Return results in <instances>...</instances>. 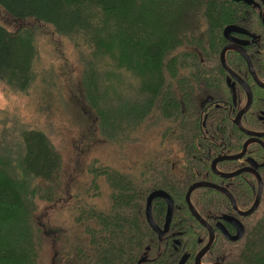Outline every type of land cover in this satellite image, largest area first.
<instances>
[{
  "label": "trees",
  "instance_id": "obj_1",
  "mask_svg": "<svg viewBox=\"0 0 264 264\" xmlns=\"http://www.w3.org/2000/svg\"><path fill=\"white\" fill-rule=\"evenodd\" d=\"M244 8L262 9L232 0H0L3 91L26 95L40 86L71 109L74 133L66 173L50 125L0 108V264H61L62 258L63 264H125L137 251L141 264L151 257V239L120 238L126 219L120 209L135 225L144 196L164 185L174 207L167 239L154 245L155 264H192L207 234L184 203L187 186L211 181L230 192L238 209L250 206L252 174L222 179L209 169L220 153L239 152L247 137L231 122L244 93L237 97L228 87L218 59L224 27L235 20L240 28ZM246 25L247 53L264 82V21L250 11ZM228 53L226 63L245 71ZM249 83L252 102L240 123L262 131L264 88ZM103 146L115 151L116 163L100 160L95 152L103 154ZM240 163H250L263 183L249 216L235 214L217 190L189 195L210 225L219 222L231 233L236 219L242 227L234 243L217 233L204 264H264V150L251 143L240 160L215 167L227 173Z\"/></svg>",
  "mask_w": 264,
  "mask_h": 264
},
{
  "label": "flooded vegetation",
  "instance_id": "obj_2",
  "mask_svg": "<svg viewBox=\"0 0 264 264\" xmlns=\"http://www.w3.org/2000/svg\"><path fill=\"white\" fill-rule=\"evenodd\" d=\"M233 2H243V1H241V0H239V1H234V0H232ZM243 3H245V2H243ZM252 3H255L256 5H261V7H262V9H263V11H262V9H260V8H254V9H251V8H244V9H242L241 11H243V13H241L238 17L241 19V17H242V19H243V24H242V26L240 27V28H237V26H236V24H233L234 22H235V20H234V22H232L231 24H229V25H227L226 27H224V29L226 28V34H224V31H223V35H224V39H225V42H224V44H223V46H225V45H229L230 47L227 49V50H225V52L226 51H231V53H228V56L229 57H232V58H234L235 59V63L237 64V65H239V61L241 60L242 61V63H243V65H244V67H245V71H239L240 70V65H239V68L237 69V70H235V69H233L232 67H230L227 63H226V61H225V59H224V62H225V65L227 66V68L230 70V71H232L235 75H237L239 78H241L246 84H247V86L249 87V90H250V92H251V88H250V83H249V79H251L252 80V82L254 83V85L255 86H257V87H260V88H264V87H261V86H258L255 82H254V80H253V78H252V76H251V74L249 73V71H248V68H247V65H246V63H245V61H244V58L240 55V53H239V49H242L244 52H245V54L247 55V57H248V59H249V61H250V58H249V55H248V53H247V48L249 47V45L251 44V40H250V36H249V33H248V31H247V25H246V22H247V19H248V17H249V14H250V11H254V12H257L258 14H259V16H260V18H261V20L262 21H264V6L262 5V3L259 1V0H249V3H246V5H250V4H252ZM223 29V30H224ZM222 46V47H223ZM221 47V48H222ZM225 52H224V54H225ZM223 58H224V55H223ZM218 59H219V55H218ZM263 59H264V51H263ZM250 63H251V61H250ZM219 64H220V66L222 67V69L225 71V73H226V77H225V79H226V83H227V85H228V87H231L232 88V92L234 93V94H236V96L238 97V95H239V92L240 91H242L243 93H244V96H245V103H246V95H245V92H244V90L242 89V87L239 85V83L234 79V77L233 76H231L224 68H223V66L221 65V63H220V61H219ZM251 66H252V64H251ZM252 68H253V66H252ZM253 71H254V69H253ZM254 74H255V71H254ZM255 76H256V74H255ZM256 78H257V76H256ZM257 80H258V78H257ZM259 81V80H258ZM259 83H261V84H264V82H261V81H259ZM251 96H252V92H251ZM224 102H226V101H224ZM251 102H252V99H251ZM245 103H244V105H245ZM244 105L240 108V109H242L243 107H244ZM250 105H251V103H250ZM229 108V110L231 109V107L230 106H228ZM249 108H250V106H249ZM248 108V109H249ZM239 109V110H240ZM247 109V110H248ZM238 110V111H239ZM246 110V111H247ZM237 111V112H238ZM245 111V112H246ZM236 112V113H237ZM244 112V113H245ZM235 113V114H236ZM243 113V114H244ZM235 114H234V116H235ZM242 114V115H243ZM242 115H241V117H242ZM234 116L231 118V122L233 123V118H234ZM241 117H240V119H241ZM234 124V123H233ZM235 125V124H234ZM240 125H241V123H240ZM236 126V125H235ZM237 127V126H236ZM242 127V126H241ZM238 128V127H237ZM243 128V127H242ZM239 129V128H238ZM240 130V129H239ZM241 131V130H240ZM262 131H264V130H262ZM242 132V131H241ZM255 132H258V131H255ZM243 133V132H242ZM244 134V133H243ZM246 135V134H245ZM247 136V135H246ZM248 138V136L245 138V140ZM244 140V141H245ZM260 140H261V142H263V144H264V136L263 137H260ZM243 141V142H244ZM242 142V143H243ZM251 143H256V142H250V143H248L247 144V146H246V148L248 147V145L249 144H251ZM256 144H258L263 150H264V148L259 144V143H256ZM241 147H242V144H241ZM246 148H245V150H246ZM241 151V149L239 150V152ZM239 152H237V153H232V154H229V153H220L218 156H220V155H235V154H238ZM245 152V151H244ZM244 154V153H243ZM243 154L241 155V157L243 156ZM217 157V156H216ZM240 157V158H241ZM215 158V157H214ZM213 158V159H214ZM240 158H237V159H234V160H240ZM212 161V160H211ZM210 161V162H211ZM221 161H232V160H221ZM221 161H219V162H221ZM218 163V162H217ZM216 163V164H217ZM209 166H210V163H209ZM216 166V165H215ZM171 167L174 169V171L175 172H177L178 173V175H181L182 173H181V171H180V169H178V161H176L175 159H172L171 160ZM243 167H253L250 163H246V164H239V165H237L234 169H233V171H235V170H237V169H240V168H243ZM210 169V168H209ZM215 169H216V167H215ZM254 169V168H253ZM217 170V169H216ZM217 171H219V170H217ZM255 171V170H254ZM220 172V171H219ZM230 172H232V171H230ZM256 172V171H255ZM212 173V172H211ZM225 173V172H224ZM228 173V172H227ZM244 173H249V174H252V173H250V172H242V173H240V174H238V175H235V176H232V177H230L231 179L233 178V177H237V176H239V175H241V174H244ZM214 174V173H213ZM253 175V174H252ZM217 176V175H216ZM254 176V175H253ZM219 177V176H218ZM221 178V177H220ZM255 178V177H254ZM222 179H227V178H222ZM199 181H201V180H199ZM204 181V180H203ZM255 181H256V179H255ZM193 182H196V181H193ZM192 182V183H193ZM208 182H211V181H208ZM211 183H213V182H211ZM191 184V183H190ZM189 184V185H190ZM214 184H216V183H214ZM232 184H233V186H235L236 184H235V181L234 180H232ZM188 185V186H189ZM187 186V187H188ZM221 186V185H220ZM128 187H131V188H139L140 186L138 185H130V186H128ZM170 188H171V185L169 186ZM224 187V186H223ZM225 188V187H224ZM262 188H263V183H262ZM167 189H168V185H164V186H162V187H152L151 188V190L149 191V192H152V191H155V190H160V191H162V192H164V190L165 191H167ZM211 189V188H210ZM226 189V188H225ZM227 190V189H226ZM186 191V190H185ZM193 191V190H192ZM228 191V190H227ZM256 191V190H255ZM229 192V191H228ZM166 193V192H165ZM185 193V192H184ZM230 193V192H229ZM167 194V193H166ZM148 195V193L144 196V202H143V205H142V209H139L138 210V217H136L137 219H138V223H136L135 225H133V226H130L129 225V223H133V221H134V218L132 217V215L130 214V213H128V211H126V210H124L123 208L122 209H120V212H121V214H119V216H121V215H124L125 217H126V219L125 220H122L121 221V224L120 225H122V233L119 235V237L120 238H126V239H128V240H130V239H139V238H148V239H151V257L149 256L148 257V259H146L145 258V260L141 263V264H155V252H154V245H155V243H158V244H161L162 242H164L166 239H167V235L166 234H164L167 230H168V227H169V223H170V220H169V222H168V224H167V226H166V228H164V222H165V214H166V201H165V198L161 195V194H156V195H154V196H152L151 197V200H150V206H149V212H150V217H151V222H152V224H153V227L152 226H150L149 225V223L147 222V219H146V215H145V199H146V196ZM168 195V194H167ZM169 196V195H168ZM170 197V196H169ZM171 199V198H170ZM227 199V198H226ZM172 200V199H171ZM183 200H184V195H183ZM228 200V199H227ZM229 202V201H228ZM152 203H154L153 205H152ZM184 203H185V201H184ZM185 205H186V203H185ZM251 205V204H250ZM173 207H174V205H173V201H172V211H173ZM186 207H187V205H186ZM232 208V207H231ZM188 209V208H187ZM233 210V209H232ZM240 210V209H239ZM103 214L105 215V216H107V214H108V211H109V206L108 205H106L104 208H103ZM241 211H244V210H241ZM133 212H135L134 211V209H133ZM233 212L235 213V214H237L234 210H233ZM171 214H172V212H171ZM140 215L142 216V219L141 220H139V217H140ZM238 215V214H237ZM239 216V215H238ZM249 216V215H248ZM239 217H247V216H239ZM170 219H171V217H170ZM206 222V221H205ZM230 222H231V226L232 227H235V230L233 231V232H231V233H229L228 231H227V229L223 226V225H220L219 224V222H215L213 225H210L209 223H207L210 227H211V229L213 230V235H214V237H213V240H214V238H215V236H216V234L217 233H220L222 236H223V238L226 240V242H228V243H234V241H232V240H229L228 238H226L225 237V235L223 234V232L221 231V229L220 228H222V230L227 234V235H229V236H233V235H235L237 232H238V229H239V226L241 227V225H240V222L239 221H237L236 219H230ZM201 225V224H200ZM202 226V225H201ZM204 229H205V231H206V234H207V239L206 240H208V231H207V229L204 227V226H202ZM241 229H242V227H241ZM242 234V233H241ZM166 238V239H165ZM212 240V241H213ZM207 242V241H206ZM205 242V243H206ZM204 243V244H205ZM212 243V242H211ZM211 245V244H210ZM210 245H209V247H210ZM204 245H202L201 246V248L203 247ZM130 247L132 248V252L133 253H135L136 252V248H133V245H130ZM209 247H208V249H207V251L200 257V259H199V263L200 264H204V263H202V260H201V258L208 252V250H209ZM200 248V249H201ZM199 249V250H200ZM198 250V251H199ZM197 251V252H198ZM197 252L193 255V257H192V259H191V262H192V264H194V257H195V255L197 254ZM212 263H219V264H223L222 262H220V261H212V262H208V263H206V264H212ZM125 264H140V261H139V256H138V251L134 254V255H132V257H131V260H129L128 262H126ZM161 264H164V263H161ZM178 264H183V260L182 261H180V263H178Z\"/></svg>",
  "mask_w": 264,
  "mask_h": 264
},
{
  "label": "water",
  "instance_id": "obj_3",
  "mask_svg": "<svg viewBox=\"0 0 264 264\" xmlns=\"http://www.w3.org/2000/svg\"><path fill=\"white\" fill-rule=\"evenodd\" d=\"M234 1H239V0H234ZM241 1H243L245 3H249V0H241ZM259 1L264 6V0H259ZM223 31H224V34H226V28ZM229 47H230L229 45H225V46H223L221 48V50L219 52V61H220L221 65L223 66V68L231 76L234 77V79L239 83V85L242 87V89L245 92V95H246V103H245L244 107L242 109H240L235 114V116H234V118H233L232 121H233V123L244 134H246L248 136V138L242 143L241 151L238 154H235V155H220V156H217L214 159H212V161L210 162L209 168H210V171L212 173H214L215 175H217V176H219L221 178H230V177L235 176V175H238V174H240L242 172H250V173H252L254 175V177L256 179V191H255V195H254V198H253V201H252L251 205L246 210L241 211V210H239L237 208V206L235 204V201H234L232 195L223 186H220V185H217V184L208 182V181L201 180V181H196V182L191 183L186 188V191L184 193V201H185V203L187 205V208H188L189 213L191 214V216L199 224H201L202 226H204L207 229V231H208V240L204 244V246L195 255V257H194V264H200L199 263V259L207 251L209 245L211 244V242L213 240L214 235H213V230L211 229V227L196 212V210L194 209V207L190 203L189 195H190L191 191L194 190V189H196V188L206 187V188H211V189H214V190H217V191L221 192L228 199V201H229L232 209L239 216H248V215H250L256 209V207H257V205L259 203V199H260L261 192H262V180H261L260 176L258 175V173L254 171L253 167H243V168H240V169H237L235 171L228 172V173L219 172V171H217L215 169L216 163L219 162V161H221V160H234V159L240 158L241 155L244 153L247 144L250 143V142L259 143L264 148V144L260 140V137H263L264 136V131H258V132L248 131V130L242 128L241 125H240V117L249 108L250 103H251L252 96H251V92H250L249 87L247 86V84L241 78H239L237 75H235L232 71H230L227 68V66L225 65L223 55H224L225 50H227ZM239 53L244 58V61H245L246 65H247V68H248V71L251 74L254 82L258 86L264 87V84L259 83V81L257 80V78H256V76L254 74L253 68L251 66V63H250L247 55L245 54V52L242 49H239ZM156 194H161L165 198V201H166V214H165V222H164V228H166V226H167V224H168V222L170 220V217H171L172 200L170 199V197L165 192H162L160 190H155V191H152V192H149L148 193V195L146 196V199H145V215H146V219H147V222L149 223V225L153 227V224L151 222L150 212H149V206H150L151 197L154 196V195H156ZM220 229L223 232V234L225 235V237L228 238L229 240H232V241L237 240L241 236V233H242V229H241L240 226H239L238 232L235 235H233V236L227 235L222 230V228H220ZM212 264H219V263H212Z\"/></svg>",
  "mask_w": 264,
  "mask_h": 264
},
{
  "label": "rangeland",
  "instance_id": "obj_4",
  "mask_svg": "<svg viewBox=\"0 0 264 264\" xmlns=\"http://www.w3.org/2000/svg\"><path fill=\"white\" fill-rule=\"evenodd\" d=\"M2 17H0V23ZM43 90L40 86H34L26 95L6 93L0 84V108L8 111L17 112L26 122L37 125H50L52 128V141L58 147L64 158L65 169L64 172L70 171V155L67 150V143L73 137V128L71 126L72 116L71 109L65 105L63 110L56 98L44 96ZM148 136H146L147 138ZM147 144L151 145V138L148 139ZM103 154L95 152L99 155L103 163L115 162L114 150H110L107 146H103ZM116 163V162H115ZM88 178L82 179V182ZM102 196V193H101ZM65 259L62 258V263ZM45 264H48L45 260Z\"/></svg>",
  "mask_w": 264,
  "mask_h": 264
}]
</instances>
